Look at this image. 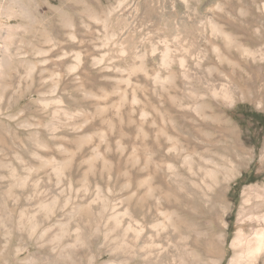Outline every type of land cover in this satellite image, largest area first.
<instances>
[{"label": "rangeland", "instance_id": "obj_1", "mask_svg": "<svg viewBox=\"0 0 264 264\" xmlns=\"http://www.w3.org/2000/svg\"><path fill=\"white\" fill-rule=\"evenodd\" d=\"M263 205L264 0H0V264H264Z\"/></svg>", "mask_w": 264, "mask_h": 264}, {"label": "bare ground", "instance_id": "obj_2", "mask_svg": "<svg viewBox=\"0 0 264 264\" xmlns=\"http://www.w3.org/2000/svg\"><path fill=\"white\" fill-rule=\"evenodd\" d=\"M227 94L228 93H226V95ZM263 207H264V205H263ZM241 233H239L237 235V237L235 238V240H234L235 248L238 251H240L241 253H243V252H246V253L251 252V253H263L264 254V229L263 228H262V230H259L257 232L256 236L253 239H250V240H247V241H245L244 236ZM247 237H249V236H247ZM250 237H251V235H250Z\"/></svg>", "mask_w": 264, "mask_h": 264}, {"label": "trees", "instance_id": "obj_3", "mask_svg": "<svg viewBox=\"0 0 264 264\" xmlns=\"http://www.w3.org/2000/svg\"><path fill=\"white\" fill-rule=\"evenodd\" d=\"M247 176L245 175L243 178H246ZM249 182H253V180H249ZM239 184H240V182H239ZM239 184H237L236 186H238ZM235 186V187H236Z\"/></svg>", "mask_w": 264, "mask_h": 264}]
</instances>
